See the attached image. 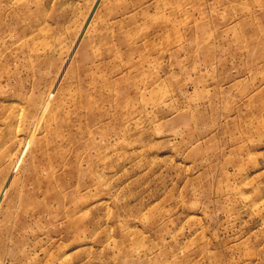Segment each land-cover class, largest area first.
<instances>
[{
	"label": "rangeland",
	"instance_id": "1",
	"mask_svg": "<svg viewBox=\"0 0 264 264\" xmlns=\"http://www.w3.org/2000/svg\"><path fill=\"white\" fill-rule=\"evenodd\" d=\"M0 264H264V0H0Z\"/></svg>",
	"mask_w": 264,
	"mask_h": 264
}]
</instances>
